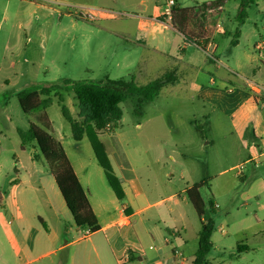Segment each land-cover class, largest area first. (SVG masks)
I'll return each mask as SVG.
<instances>
[{"label":"rangeland","instance_id":"obj_1","mask_svg":"<svg viewBox=\"0 0 264 264\" xmlns=\"http://www.w3.org/2000/svg\"><path fill=\"white\" fill-rule=\"evenodd\" d=\"M206 1L178 0L187 8ZM240 3L228 1L211 24L206 23V32L213 29L209 41L214 48L204 51L195 44L184 45L181 34L159 22L156 30L147 27L149 33L140 37L139 22L152 17L159 0H0L2 161L15 163L12 151L23 158L38 147L35 141L25 142L22 155L19 132H26L36 120L22 112L18 92L65 79L143 86L173 74L176 82L151 103L139 106L140 97L127 96L120 104L121 121L107 127L98 142L114 171L124 165L141 178L155 173L164 184L169 164L174 170L170 186H188L179 179L181 172L190 176L188 182L205 183L201 195L206 216L214 222L208 264H264V108L247 85L264 84V0L248 8L247 19L239 26L235 15ZM101 8L110 15L101 17L97 12ZM140 38L146 44L138 42ZM157 41L167 43L170 56L152 48ZM49 99L46 111L55 136L66 137L68 154L75 160L79 153L99 167L87 134L74 140L63 115L65 108L79 120L74 93L60 87ZM42 163L40 182L55 185ZM211 199L218 208L210 209ZM241 244L248 249L239 252Z\"/></svg>","mask_w":264,"mask_h":264},{"label":"crops","instance_id":"obj_2","mask_svg":"<svg viewBox=\"0 0 264 264\" xmlns=\"http://www.w3.org/2000/svg\"><path fill=\"white\" fill-rule=\"evenodd\" d=\"M97 12L101 17L110 15L102 8ZM160 14L161 7L156 6L152 17L139 22L140 37L149 33L147 27L152 32L156 30L155 22L177 31L169 23L158 21ZM182 40L187 44L183 35ZM262 47V43L256 44L258 50ZM152 48L170 56L163 41H157ZM180 50L182 54L184 49ZM261 58L264 62V55ZM250 84L247 81L249 89ZM32 115L36 120L38 114ZM55 133L53 126L52 135L62 144L88 195L99 230L87 234V230L77 227L56 184L47 187L40 182L44 159L38 147L26 154L27 144L21 146L22 155L26 154L23 158L12 151L15 163L10 164L2 161L0 152V264L192 263L201 221L185 195V190L196 184L188 182L190 176L180 173L179 179L188 185L181 189L170 186L173 183L169 177L174 170L169 164H165L164 184L155 173L141 178L134 170L120 165L114 172L121 180L125 196L119 200L99 163L97 167L79 153L73 160L65 148L66 137ZM33 176L36 180H31Z\"/></svg>","mask_w":264,"mask_h":264},{"label":"trees","instance_id":"obj_3","mask_svg":"<svg viewBox=\"0 0 264 264\" xmlns=\"http://www.w3.org/2000/svg\"><path fill=\"white\" fill-rule=\"evenodd\" d=\"M228 1L230 0H209L199 7L190 8L181 7L176 2L170 17L162 16L158 17L157 20L169 23L184 36L185 43L196 44L205 51L206 44L213 34L212 28L207 32L205 31L208 25L206 23L211 24L212 19L222 12ZM257 1L241 0L235 15V21L239 26L245 23L248 8ZM238 36L239 32L237 31L235 37ZM175 80L173 74H167L146 85L138 86L132 82L124 83L122 81L106 80L105 82L94 83L65 79L60 84L46 86L39 90H23L17 93L19 105L25 114L38 113L36 122L30 123L26 132H19L23 142L22 146L26 144L25 142H36L77 227L88 230L90 234L99 230L98 220L88 195L83 189L62 144L52 135L53 126L46 111L50 104V93L60 87L74 93L78 102L79 120H73L65 108H62L63 115L71 125L75 140L79 141L85 133L87 134L96 159L102 167L110 187L115 196L121 200L125 196L121 180L115 174L104 146L99 144L98 136L103 134L107 127L112 126L114 128L121 121L123 112L120 104L127 96L140 97L139 106L142 103H151L165 86ZM41 95H45L46 99L42 100ZM204 184V182L196 183L185 190L187 199L201 221L198 248L191 264H208L207 256L213 249L211 237L214 231V222L211 217L206 216L205 203L201 195V188ZM209 206L211 210L218 208L213 199L209 201ZM247 249V245H238L239 252Z\"/></svg>","mask_w":264,"mask_h":264},{"label":"built area","instance_id":"obj_4","mask_svg":"<svg viewBox=\"0 0 264 264\" xmlns=\"http://www.w3.org/2000/svg\"><path fill=\"white\" fill-rule=\"evenodd\" d=\"M159 1L161 2V5H160L161 14L163 16L170 17L172 8L175 6L177 0H159ZM217 27L219 29L222 28L220 23H217ZM213 48H214V44L212 43V41H209L205 47V50H210ZM250 89L253 95L256 97V100L264 107V85L251 83ZM221 232L226 233V231L223 228L221 229ZM87 234H90L88 230H87Z\"/></svg>","mask_w":264,"mask_h":264}]
</instances>
